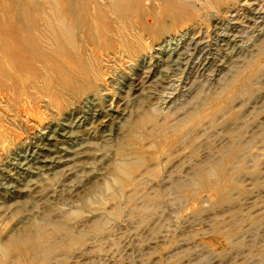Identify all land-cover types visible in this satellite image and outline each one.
<instances>
[{
	"label": "rangeland",
	"instance_id": "obj_1",
	"mask_svg": "<svg viewBox=\"0 0 264 264\" xmlns=\"http://www.w3.org/2000/svg\"><path fill=\"white\" fill-rule=\"evenodd\" d=\"M205 1L0 0V264H264V0Z\"/></svg>",
	"mask_w": 264,
	"mask_h": 264
},
{
	"label": "bare ground",
	"instance_id": "obj_2",
	"mask_svg": "<svg viewBox=\"0 0 264 264\" xmlns=\"http://www.w3.org/2000/svg\"><path fill=\"white\" fill-rule=\"evenodd\" d=\"M93 2V4L97 5L98 2H103L105 6H107V9L109 11H115L116 10V7L118 5H120L121 3H126L127 4V1L128 0H91ZM134 4L137 5V2H138V5H142L141 3V0H131ZM181 8L184 9L183 11V15L184 16H189V14H187V11L185 10V8H188L190 7V2L194 3L196 2L197 0H176ZM205 4L208 6V7H212V4L211 2H208V0L205 1ZM19 6V5H18ZM17 6V7H18ZM11 51H9L8 53L7 52H2L1 54H3L7 59H5L4 56H1L0 55V64H4V65H9V63L11 64V62H27L29 63V56L27 55V52L25 51V54L23 53L24 51H22L20 48L18 47H12L10 48Z\"/></svg>",
	"mask_w": 264,
	"mask_h": 264
}]
</instances>
